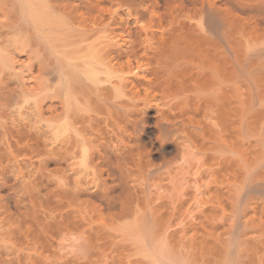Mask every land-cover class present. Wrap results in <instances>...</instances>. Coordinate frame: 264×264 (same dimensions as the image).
Listing matches in <instances>:
<instances>
[{"label":"bare ground","instance_id":"6f19581e","mask_svg":"<svg viewBox=\"0 0 264 264\" xmlns=\"http://www.w3.org/2000/svg\"><path fill=\"white\" fill-rule=\"evenodd\" d=\"M194 160L222 264H264V0H0V250L39 219L155 246Z\"/></svg>","mask_w":264,"mask_h":264},{"label":"rangeland","instance_id":"374dc122","mask_svg":"<svg viewBox=\"0 0 264 264\" xmlns=\"http://www.w3.org/2000/svg\"><path fill=\"white\" fill-rule=\"evenodd\" d=\"M193 162L192 167L186 165L179 169L180 174H175L178 176V179L174 178L177 181L175 189L159 185L152 188V206L160 205L157 209L164 214L159 221L160 231L152 240L155 246L135 236L111 235L97 222L87 227L88 231L84 234L65 230L57 220L39 219L35 224L37 226H32V235L28 240L22 238L17 246L7 251L1 248L0 264H161L151 255L154 249L156 253L161 250L165 254L168 252L167 256L178 264H222V240L227 238L223 234L224 224L228 223V218L207 203L216 194L213 189L208 192L209 187L215 185L204 171L208 167L196 165V160ZM165 178L160 184L170 183V177L167 175V180ZM260 235L262 237L257 231L248 236ZM263 251L261 248L260 255Z\"/></svg>","mask_w":264,"mask_h":264}]
</instances>
